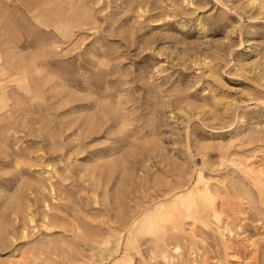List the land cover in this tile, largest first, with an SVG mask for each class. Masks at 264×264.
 Returning <instances> with one entry per match:
<instances>
[{"label":"rangeland","instance_id":"obj_1","mask_svg":"<svg viewBox=\"0 0 264 264\" xmlns=\"http://www.w3.org/2000/svg\"><path fill=\"white\" fill-rule=\"evenodd\" d=\"M0 264H264V0H0Z\"/></svg>","mask_w":264,"mask_h":264},{"label":"bare ground","instance_id":"obj_2","mask_svg":"<svg viewBox=\"0 0 264 264\" xmlns=\"http://www.w3.org/2000/svg\"><path fill=\"white\" fill-rule=\"evenodd\" d=\"M226 229V228H225ZM226 231V230H225ZM232 231V230H231ZM226 241V240H225ZM227 242V241H226ZM234 259V258H233Z\"/></svg>","mask_w":264,"mask_h":264}]
</instances>
